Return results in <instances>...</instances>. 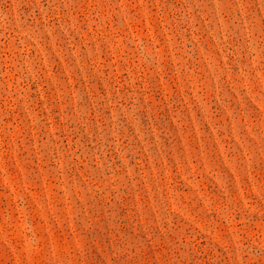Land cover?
Segmentation results:
<instances>
[{
    "label": "rangeland",
    "instance_id": "rangeland-1",
    "mask_svg": "<svg viewBox=\"0 0 264 264\" xmlns=\"http://www.w3.org/2000/svg\"><path fill=\"white\" fill-rule=\"evenodd\" d=\"M0 264H264V0H0Z\"/></svg>",
    "mask_w": 264,
    "mask_h": 264
}]
</instances>
